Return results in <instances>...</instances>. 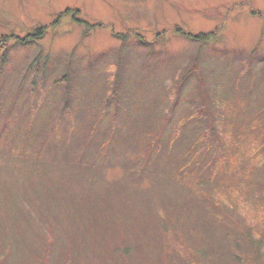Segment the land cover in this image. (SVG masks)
<instances>
[{
  "label": "rangeland",
  "instance_id": "rangeland-1",
  "mask_svg": "<svg viewBox=\"0 0 264 264\" xmlns=\"http://www.w3.org/2000/svg\"><path fill=\"white\" fill-rule=\"evenodd\" d=\"M38 27L45 35L28 44L7 38ZM181 27L217 30L219 39L200 46L178 35ZM187 66L196 71L177 95ZM64 80L79 96L69 117L60 112ZM115 81L120 100L96 127L112 91L105 83ZM196 87L217 92L208 113ZM262 114L264 0H0V264H264L246 240L252 230L264 241V143L245 125L250 116L264 122ZM195 120L214 121L216 132L187 137L180 124ZM228 124L245 131L241 140L231 126L224 134ZM160 133L159 155H146L153 178L140 179L135 145ZM217 133L230 155L212 150L201 172L224 164L214 170L231 177L226 186L175 176L194 139L204 149ZM236 142L243 161L226 175ZM233 244L239 263L228 254Z\"/></svg>",
  "mask_w": 264,
  "mask_h": 264
},
{
  "label": "trees",
  "instance_id": "trees-1",
  "mask_svg": "<svg viewBox=\"0 0 264 264\" xmlns=\"http://www.w3.org/2000/svg\"><path fill=\"white\" fill-rule=\"evenodd\" d=\"M76 20L79 21L80 18L76 17ZM87 24V23H86ZM92 27H95L94 25ZM178 35H181L183 37H185L186 39H188L191 42L194 43H199L200 46H206L212 43H215L218 39H219V31L217 30H213L210 32H201L198 34H195L191 31H187L184 30L182 27L178 28ZM219 30V29H218ZM46 31L44 29V27H38L34 33H31L30 35H28L27 37H19L16 35H12V36H8V39H14L16 41L17 44H28L30 42H32L34 39H39L42 38L45 35ZM117 36H119L118 33H116ZM6 37V36H4ZM29 37H32L29 39ZM8 39H6L4 42H6L5 44L2 43V46L5 48V52H4V56L6 58V54H7V42ZM123 40V39H122ZM145 44V43H142ZM199 53H196L195 56V61L199 60L198 57ZM253 64V63H252ZM251 62L248 63V70L250 71V73H256L254 65H252ZM67 73L64 76L65 78H69V76H71V71H73V69L71 68V66L67 67ZM196 70L195 69H188V66L185 67V70H182V72L179 74L180 75V80L179 82H177L175 85L173 84L175 88L174 92L177 91V95L180 93V90L182 89V87L184 86V84L186 83L187 78L193 74ZM244 71H247V69H245ZM116 78H118V74H116ZM201 79V78H200ZM65 81V80H64ZM120 78H119V83H120ZM202 81V80H201ZM65 89L62 88L59 96L60 99V103L62 104V107L60 108V112L61 113H66V116L69 117V115H74L78 112L77 109H75L74 104L76 103L77 99H78V94L73 92L72 85H70V82H68L67 80L65 81ZM121 84V83H120ZM122 86V85H121ZM72 87V88H71ZM104 88H110L112 89V91L109 92L108 96H106V100H105V104H104V111L101 113L99 112L97 115V118H95L94 120H96V127L98 126V122H100L104 117H105V111L107 110L106 107L108 105H110L111 101H116L118 102L120 100L119 98V93H120V87L118 85V81H115L113 86H109V83L106 82ZM198 92V95L201 99H203V105L205 106V108L207 109V113L210 111L209 110V106L207 104V101L209 100H217V92L215 89H208V90H204L203 87H196L195 88V93ZM107 102V103H106ZM102 104V101H101ZM216 104V103H215ZM214 104V105H215ZM196 106L194 107V110L192 111L193 113L190 116H193L190 119H193L195 116V112L197 111V109H195ZM101 111V110H100ZM74 112V113H73ZM204 114L206 112H203ZM201 115V114H200ZM202 117V116H200ZM255 117V116H254ZM254 117H248V119H250L251 121H249L247 124L245 125H249L250 128V134H256V132H258V139L261 140L264 143V122L258 121L257 119L252 121V119ZM260 117H264V115H260ZM73 118V116L71 117ZM264 119V118H263ZM93 120V121H94ZM69 122V121H68ZM71 125H74V121L72 120ZM189 121H184L182 122L180 125L185 126L186 127V132L185 134L187 135V137L189 136V133H192L194 135V137L196 135L201 136L204 128L207 127L211 132H216L217 126L215 125L214 121H206V120H195L194 122L190 123V125H188ZM231 123H233V120H231ZM114 123L112 122V125ZM228 126H231V131H233L234 133V139H237L238 141L241 140V138L243 137L245 131L240 130L235 124H228L226 126V128L223 126L222 130L224 132V134L226 132H228ZM71 128H73V126H71ZM117 125L115 124L113 127H110V130L108 132L109 137L107 138L108 142L112 141V137L115 135V133L117 132ZM180 130V126H176L175 127V131L172 134V137L179 132ZM229 133V132H228ZM218 134V133H217ZM174 138H178L177 136ZM166 139V137L163 136L162 133L156 135L155 137H153L150 140H141L138 141L135 145V151L136 153L139 155V157L136 159V167H133L132 169V174L133 175H137L140 176V179L143 178H149L151 177L150 175V167H149V158L146 157V155H150V156H158L159 155V150H158V145L159 144H164V140ZM209 143L208 146L204 147V149L201 148L199 141V138H195L194 141L191 143L192 145V150H190V155L189 154H183V155H189L187 158H183L181 159L177 166L176 169L174 171L175 176H188V177H192L199 186H205V185H212L213 183L215 185V187H222V186H226L225 183L226 180L225 178H231L229 176H222L220 177L219 173L221 171H216L214 170V168H218L219 166H222L224 164H219L217 162H215L211 168V171L209 173L207 172H201V170L204 168L203 166V161L206 156L210 155V152H212V150H217L218 154L222 153L225 155H230L231 149L227 148L224 149L225 147V143L222 141V136L218 134L217 139L214 140V142L212 144H210V138L208 139ZM171 141V139L169 140ZM102 144H107V142H104ZM101 145V143H100ZM199 145V147H197ZM236 147V149H234ZM194 148V149H193ZM240 148L241 146H239V144L236 142L233 146V151H232V157H234V159H228V157L225 158V162H226V166L224 167L227 171L226 175L231 174V173H235L238 166L242 164L241 160L243 161L242 158H239L241 156L240 153ZM258 145L254 146L253 149L254 150H258ZM44 149V147H43ZM98 152V151H97ZM255 159V158H254ZM257 160V159H255ZM260 160L258 161H253L252 164H254L253 166L257 165L259 163ZM153 178V177H151ZM231 180L230 186H232V184L234 183ZM141 184V181L139 180L136 183V186H139ZM229 199H231V197H229ZM233 202H236L235 200H233ZM247 202H250L249 200H247ZM260 204L255 203V206H259ZM264 221V218H263ZM54 226V228H53ZM49 230L52 234H55L56 231V226L55 225H50ZM120 232V231H119ZM253 232L252 230H249V232L247 233L248 237H246L247 240V244L249 246V250L252 253V256L254 259H259L260 257L264 256L263 251H261V248L259 247L261 245V242H263L264 245V241H261V239H259L258 241L254 240L251 236V233ZM255 233H257V231L254 230ZM45 239V238H44ZM47 239V238H46ZM20 241L18 240V243ZM257 242V243H256ZM10 243L13 244L14 246V242L10 241ZM49 245L46 246L47 248V252L48 253L51 248L56 249V240L54 239V244H51V242H48ZM43 244V242H42ZM235 248V249H234ZM239 248H241L240 246H236L235 244H233V246L228 250L229 251V256L232 258V260L237 259L234 255V250H239ZM51 250V251H52ZM3 252V251H2ZM8 262L10 261V258H15V253H14V248H10V250L6 253ZM16 259H14L15 261ZM237 261V260H235ZM48 264L49 261L47 260ZM238 263L240 261H237ZM46 264V261L44 259H40L37 258L36 260V264ZM190 264V263H189Z\"/></svg>",
  "mask_w": 264,
  "mask_h": 264
}]
</instances>
